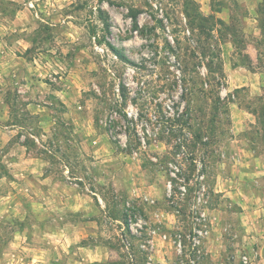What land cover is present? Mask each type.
<instances>
[{
    "label": "rangeland",
    "instance_id": "1",
    "mask_svg": "<svg viewBox=\"0 0 264 264\" xmlns=\"http://www.w3.org/2000/svg\"><path fill=\"white\" fill-rule=\"evenodd\" d=\"M0 75V264H264V0H0Z\"/></svg>",
    "mask_w": 264,
    "mask_h": 264
},
{
    "label": "built area",
    "instance_id": "2",
    "mask_svg": "<svg viewBox=\"0 0 264 264\" xmlns=\"http://www.w3.org/2000/svg\"><path fill=\"white\" fill-rule=\"evenodd\" d=\"M31 6H33L31 4ZM101 51L103 49H100ZM127 113L130 117L138 118L139 113L136 111L132 106L128 107ZM143 143L145 141L143 140ZM197 162V174L196 179L199 181V184H197V189L195 190V194L192 199V203L189 206V218L191 222V227L188 233L186 234V240L188 241L189 245L191 246V249L198 254L201 250V246L203 243V239L209 234V230L207 227V219H208V213L207 208L205 207L206 200V184L204 182L205 180V174L202 172V163L199 161ZM171 170H170V176L167 183V189L168 194L170 197L173 196L174 190L178 191L179 195L182 197H185L188 193V185L187 183L180 177L181 168L178 163H171L170 164ZM179 181L178 185H175V182ZM130 206V203H129ZM122 225V232L127 234H132L137 237H142L144 235V231L147 228L148 221L147 219L142 215L137 213V211L131 210L128 213V218L126 220L120 221ZM149 233L155 234V230H150ZM126 237V236H125ZM164 238H167V234H164ZM151 242L152 240H148ZM184 237L183 234L179 233L176 236V239L174 241V244L177 246V249L180 253L183 252V248H185L184 243ZM144 247L146 245H143ZM191 263L196 264V259L191 258Z\"/></svg>",
    "mask_w": 264,
    "mask_h": 264
},
{
    "label": "crops",
    "instance_id": "3",
    "mask_svg": "<svg viewBox=\"0 0 264 264\" xmlns=\"http://www.w3.org/2000/svg\"><path fill=\"white\" fill-rule=\"evenodd\" d=\"M14 65H15V62H14ZM14 65L12 64L11 66L13 67ZM0 76H2V75H0ZM13 76H14V78L15 77H17V78L19 77L18 76V73H17V70L15 72H13ZM2 79L5 80L4 78H2ZM6 127L9 128V127H11V125L10 126H6ZM9 131H10V133H3V135H0V142L2 144H4V145L7 144L10 141V139H11V132H14V130H10V129H9ZM0 134H1V132H0ZM21 147L26 148L24 144ZM15 161H16V159H15ZM25 161L26 162H40L42 160L39 159V158H33V159H30V160L26 159ZM18 164H19V162H18ZM112 264H121V263H119L118 261H115Z\"/></svg>",
    "mask_w": 264,
    "mask_h": 264
},
{
    "label": "trees",
    "instance_id": "4",
    "mask_svg": "<svg viewBox=\"0 0 264 264\" xmlns=\"http://www.w3.org/2000/svg\"><path fill=\"white\" fill-rule=\"evenodd\" d=\"M132 16H133L135 19L137 18V14H136V13H133ZM109 46H110V48H111L112 50L115 51V53H117V55H119V57H121L123 60H125V58L121 55V53H119V51H116V49H115L113 46H111V45H109Z\"/></svg>",
    "mask_w": 264,
    "mask_h": 264
}]
</instances>
